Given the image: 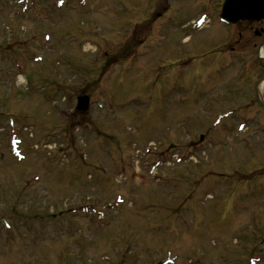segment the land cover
I'll return each instance as SVG.
<instances>
[{
	"label": "rangeland",
	"instance_id": "1",
	"mask_svg": "<svg viewBox=\"0 0 264 264\" xmlns=\"http://www.w3.org/2000/svg\"><path fill=\"white\" fill-rule=\"evenodd\" d=\"M154 1L0 0V264H264V36Z\"/></svg>",
	"mask_w": 264,
	"mask_h": 264
},
{
	"label": "flooded vegetation",
	"instance_id": "2",
	"mask_svg": "<svg viewBox=\"0 0 264 264\" xmlns=\"http://www.w3.org/2000/svg\"><path fill=\"white\" fill-rule=\"evenodd\" d=\"M170 1L171 0H155L154 2L159 5L160 4L170 5L171 4ZM177 1L184 3H187L188 1L193 4L203 6L204 9L200 12L198 17L193 21L196 22L198 19L202 21H209L212 24L214 22L218 23V21L220 20L222 8L227 0H177ZM169 13H171V11H169V9L165 7L164 12L157 13L158 19L163 18ZM222 26H223L222 33H220L218 37L215 38V40L210 39L209 41L210 49H208V51L206 52L207 54L203 56V60L206 63L205 69L207 68V71L210 70L209 75H207L208 80L209 78L212 79V77L215 78L216 75H218L219 78L222 73L225 74V71L228 70L229 66H232L231 61L233 59H239L241 56L243 57L245 53L249 52L250 44L254 42L255 37L264 36V19L239 20L236 24H232V25H227L222 23ZM261 44L264 45V41ZM255 47H257L256 53L259 54L260 49L262 47L258 48V45H256V43H255ZM257 57L259 63L261 61L263 65L262 66L260 64V66L264 67V56L260 54L257 55ZM244 62L246 61L244 60ZM196 64H198V60ZM245 64H248V67L242 71L243 75L245 73L248 74L249 70H251L250 67L251 63L247 62ZM231 68L233 69V67ZM245 76H242V78H244ZM263 80L264 77L257 80V82L254 83L252 87L249 86L250 88L253 89V97H254L253 99L255 101L261 100L259 85Z\"/></svg>",
	"mask_w": 264,
	"mask_h": 264
},
{
	"label": "water",
	"instance_id": "3",
	"mask_svg": "<svg viewBox=\"0 0 264 264\" xmlns=\"http://www.w3.org/2000/svg\"><path fill=\"white\" fill-rule=\"evenodd\" d=\"M259 0H229L224 5L222 18L229 22H236L238 19L260 20L264 18V1ZM90 99L88 96L78 98V109L86 111L89 108Z\"/></svg>",
	"mask_w": 264,
	"mask_h": 264
},
{
	"label": "bare ground",
	"instance_id": "4",
	"mask_svg": "<svg viewBox=\"0 0 264 264\" xmlns=\"http://www.w3.org/2000/svg\"><path fill=\"white\" fill-rule=\"evenodd\" d=\"M202 29V28H201ZM263 54H264V51H263Z\"/></svg>",
	"mask_w": 264,
	"mask_h": 264
}]
</instances>
